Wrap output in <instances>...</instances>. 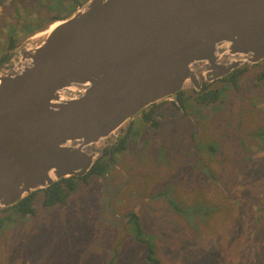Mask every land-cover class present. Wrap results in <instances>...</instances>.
I'll return each mask as SVG.
<instances>
[{
    "label": "rangeland",
    "instance_id": "374dc122",
    "mask_svg": "<svg viewBox=\"0 0 264 264\" xmlns=\"http://www.w3.org/2000/svg\"><path fill=\"white\" fill-rule=\"evenodd\" d=\"M8 1L0 8L1 55L6 38L18 39L17 49L40 42L46 35L35 34L39 27L73 4ZM87 1L77 0L78 9ZM243 70L220 108L195 116L191 99L184 111L169 98L154 106H162L157 126L137 118L110 174L84 183L67 204L45 209L39 196L35 216H16L0 232V264H152L146 243L136 239L132 213L161 264H264V80L256 79L263 67ZM193 90L187 84L182 93ZM193 206L214 208L209 218L197 216V231Z\"/></svg>",
    "mask_w": 264,
    "mask_h": 264
},
{
    "label": "water",
    "instance_id": "95a60500",
    "mask_svg": "<svg viewBox=\"0 0 264 264\" xmlns=\"http://www.w3.org/2000/svg\"><path fill=\"white\" fill-rule=\"evenodd\" d=\"M57 22L0 73V214L86 177L112 136L187 84L264 64V0H90Z\"/></svg>",
    "mask_w": 264,
    "mask_h": 264
},
{
    "label": "trees",
    "instance_id": "16d2710c",
    "mask_svg": "<svg viewBox=\"0 0 264 264\" xmlns=\"http://www.w3.org/2000/svg\"><path fill=\"white\" fill-rule=\"evenodd\" d=\"M77 0H73V4L69 2L68 8H67V14L62 17H51L48 23H46L43 26H40L39 29L35 32L37 34L40 31L47 30V26L50 23V25L54 24L57 21H62L65 19H68L71 17L74 13L77 12L79 8V4L76 3ZM90 0L87 1V3ZM12 4L11 1L8 0H0V8L3 6H6L7 4ZM61 5L63 3L61 2ZM34 34V33H33ZM17 40L15 37L6 38L5 42H3V46H1V51H3V55L0 54V71L3 68V66L6 63H9L12 59V53L17 49ZM4 47V48H3ZM7 50V53L5 51ZM261 66L263 67V71L257 76V81H263L264 80V64ZM246 70L239 69L235 71L232 75L229 77L216 81L212 85L206 84L203 89L200 92H197L195 90L192 91L191 96L186 95L185 93H181L179 97V104L176 102L173 104L175 107H177L180 110H184L185 103L191 99V115H200L204 113L208 108L215 107L220 108L222 105H224L226 99L229 97L227 94L229 92H232L235 88V84L239 86V80L244 78V74L246 73ZM214 108V109H215ZM162 109V106L152 107L149 110V113H145L143 115V119L146 122H152L154 126H157V123L154 119V116L158 114ZM132 127L128 132V135L121 141H119L118 144L113 145L112 147H109L105 149L101 155V157L98 159L94 167L92 168L91 172L84 178L79 177H71L67 179H63L61 181L56 182L51 187L37 191L33 193L31 196L26 197L23 201L18 203L17 205L13 206L12 208H9L7 210H4L0 214V232H3L8 222L13 220L16 216L21 217H29V216H35V202L39 196H41L42 199V207L45 209H52L53 207L57 205H65L69 202L72 195L77 192V190L84 184L87 183L89 180H91L94 177L101 178L106 177L112 169L115 167V160L114 155L117 152L123 151L126 149V145L128 142V138L131 134ZM206 149L209 153L215 152L214 145H207ZM80 185V186H79ZM200 209H203V211H199ZM264 210V208H263ZM11 211V214L8 215ZM214 213L213 207H199L193 206L191 207V211L189 212V215L191 216V229H194L197 231V225L196 223L197 216L201 215L203 219L209 218ZM131 219L134 220L135 224L137 225V229L135 231L136 239L141 242L142 244L147 245L148 247V255L147 258L152 264H161L160 260L156 257V251L153 247V245L149 241H145L143 236V228L141 227V223L139 220V217L132 213L129 215ZM259 231V229H257ZM261 231L264 232V229L261 228ZM258 233V232H257Z\"/></svg>",
    "mask_w": 264,
    "mask_h": 264
},
{
    "label": "bare ground",
    "instance_id": "6f19581e",
    "mask_svg": "<svg viewBox=\"0 0 264 264\" xmlns=\"http://www.w3.org/2000/svg\"><path fill=\"white\" fill-rule=\"evenodd\" d=\"M59 23L60 22H55L54 24H52L53 25L52 27L50 26V29L48 31L41 32L37 36L48 35L52 30H54L56 27H58ZM236 57H242V56L238 55ZM21 66H22V63H20L17 66L12 65L11 70L9 71V73H13V74L17 73L18 68L21 67Z\"/></svg>",
    "mask_w": 264,
    "mask_h": 264
},
{
    "label": "flooded vegetation",
    "instance_id": "af4514ba",
    "mask_svg": "<svg viewBox=\"0 0 264 264\" xmlns=\"http://www.w3.org/2000/svg\"><path fill=\"white\" fill-rule=\"evenodd\" d=\"M133 125H134V123H133ZM133 125H132V127H133Z\"/></svg>",
    "mask_w": 264,
    "mask_h": 264
}]
</instances>
